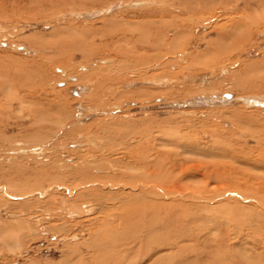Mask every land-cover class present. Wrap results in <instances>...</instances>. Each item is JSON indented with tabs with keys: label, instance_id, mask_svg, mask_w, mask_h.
<instances>
[{
	"label": "rangeland",
	"instance_id": "rangeland-1",
	"mask_svg": "<svg viewBox=\"0 0 264 264\" xmlns=\"http://www.w3.org/2000/svg\"><path fill=\"white\" fill-rule=\"evenodd\" d=\"M141 157L264 181V0H0V264H264V226L130 221Z\"/></svg>",
	"mask_w": 264,
	"mask_h": 264
},
{
	"label": "bare ground",
	"instance_id": "bare-ground-1",
	"mask_svg": "<svg viewBox=\"0 0 264 264\" xmlns=\"http://www.w3.org/2000/svg\"><path fill=\"white\" fill-rule=\"evenodd\" d=\"M144 34H145V31H144ZM182 38H183L182 35H180V37L178 35L176 37V39H175V43H179ZM9 83L12 84V82H9ZM11 84H10V86L6 85L5 87L8 86V88L9 87L11 88ZM1 87L3 89H5L4 86H1ZM12 89H14L13 86H12ZM143 94H145V93L143 92ZM235 115L236 116H240V115H237V114H235ZM178 132H180V131H178ZM136 133L137 132H135V135H138ZM138 137H140V136H137V138ZM171 140H173V139H171ZM142 141H143V139H142ZM179 141H181V139ZM175 142L173 143L171 141L169 143L170 144L171 143L175 144ZM166 143H168V142H166ZM191 144H190V146H191ZM197 145H199V144L197 143ZM219 146H218V148H219ZM130 147H133V146H130ZM212 147L213 146H211V148ZM148 148H150V147H148ZM153 148H156V147H153ZM184 148H186V147H184ZM184 148L182 147L183 150H184ZM192 148L193 147H191L190 151L191 150L194 151ZM209 148L210 147H207V149H209ZM221 148L224 149V147H221ZM230 148H232V145H231ZM130 149H132V148H130ZM135 149H136V147H135ZM215 149L217 150V147ZM223 149L219 148L218 152H220V150L223 151ZM198 150H196V152H198ZM203 150H204V147H203ZM226 150L224 149V152ZM190 151H188V153ZM207 151H211V150L209 149ZM227 151H230V150H227ZM232 151H234V150H232ZM129 152L131 153V151H129ZM203 152H206V151H203ZM166 154H162L161 152L157 153V155L155 156V159H156V157H158L160 155H164L165 156ZM169 154H167V155L169 156ZM193 154H194V152H193ZM206 154H208V153H204L205 157H208V156L211 157L210 155L206 156ZM210 154H212V153H210ZM213 154H215V153H213ZM22 155H25V154L22 153ZM140 155H142V153H140ZM195 155H197V153H195ZM231 155L228 154L226 156L230 157ZM212 156H215V155H212ZM242 156H244V155H242ZM239 157L241 158V156H239ZM243 158H245V157H243ZM146 159H148V158H146ZM153 159H151V160H153ZM234 159L236 160V155H235V157L233 156V159H231V160H234ZM237 160L239 161V158H237ZM159 161H160V159H159ZM159 161H157V162H159ZM163 162L161 163L163 165H160V164H158L157 166L156 165H150V164H152L154 162H152V163L151 162L150 163L147 162L148 163L147 164L146 160H143V158L141 157V158H139L137 160L138 166L136 168H134V167L131 168L132 172L135 171L134 174L131 172V176L133 178V181H132L131 184L127 183L126 185L124 184L125 186L123 185L125 188L126 187L128 188L129 192H125V193H128L129 197L132 200L131 202L127 203L128 204V208L126 210V216H127V218L130 219V221H132V220H136L137 221L138 219H136L135 216H138V217H140V221H142L141 223H143V222H145L147 220V219L145 220L144 218H147V216H149V215H153L157 219L161 215H164V217L162 218L163 220L160 221V222H164L167 219H173V218L175 219L176 216L178 217L180 215L182 210L186 209V211H187V209L191 208L192 210H194V212H196V214H200V216H202L203 218L205 217L207 219V221H209L210 224L211 223L213 225H214V223L216 224L219 219H223V221L226 220V221H228L227 223H229V224L232 223V226H230V227H233L234 230H237L235 232L231 231L230 234L228 235V237L232 238V239H235V237L239 238V236L241 238L242 235H243L244 229H246V227L248 229H250L251 227L255 228V230H253V231H249L248 230L250 232L249 236H251V234L254 236L255 235V231L258 232L257 229H259V231H260V228L262 229V227L264 226V224L261 223V222H263L262 220H264V218H263L264 217V181L263 182L258 181L257 182L258 186L256 187L255 186L256 184L254 182V178H256V177L254 175L252 176V174H248V173H245V172L239 170V168H237L236 165L235 166L233 165L229 170H226V169H223L225 166L223 168H222V166H217L220 163H218L217 165H215V167H213V166H210L207 163L202 165V164H200L202 161H200L199 164L198 163L197 164L193 163L194 165H190V164L186 165L185 164L187 167H185V165L184 166H180L179 165L180 168H181L180 171H179V174H175V171L179 168V166H178V168H176L175 167L176 163L171 162V161H169L168 164H165ZM175 162H176V160H175ZM208 163H210V162H208ZM226 163H229V162H226ZM232 163H234V162H232ZM234 164H236V163H234ZM58 167L60 169L64 168V166L63 167L62 166H58ZM196 175L204 176L205 179L206 178L207 179L208 178L212 179L213 175L214 176L217 175V176H220V177L223 176L224 178H228V180H226L227 183H225L224 185H216V186L214 185L213 186L214 188H212L210 190L206 189V187L209 186L210 182L205 187L202 186L203 187L202 190H197L196 189L197 191L184 188L183 185L181 186L180 182L183 181V179L188 178V177H195ZM94 177H96V176H94ZM216 178L218 179V177H216ZM92 182H96V179L92 180L89 183H92ZM223 182H225V180H223ZM117 183L119 184V182H117ZM211 184H212V182H211ZM214 184H216V183H214ZM100 186H101V189H96L97 192L98 191H102V188H103V190L104 189L105 190L108 189V190H111V191L112 190L113 191L116 190V184L115 185H111L109 183H106V184H101ZM51 187H52V190H53V189H57L60 186H51ZM44 191H46V190H44ZM97 192H96V194H98ZM243 192H245V194H243ZM236 193H241V194L239 195V194H236ZM110 194H112V193L111 192H106L105 194H102V196L103 197L105 195L109 196ZM114 195H115V197L116 196L118 197V196L121 195V192L119 191L117 193H113V196ZM102 196H101V198H102ZM223 197L224 198L227 197L225 202H219V203L215 204L217 201H219V198H223ZM109 198H110V196H109ZM99 199L100 198H98V200ZM127 204H126V206H127ZM126 216H125V218H126ZM198 216H196V217H198ZM130 217H132V218H130ZM120 218H124V215H122ZM143 219H144V221H143ZM191 222H192V224H194L195 221H191ZM121 223L122 222H120L118 224V226L119 225L121 226ZM133 225H135V223ZM142 225H144V224H142ZM233 225H235V226H233ZM246 240H248V239H246ZM157 245H158V243H157ZM147 248L148 247H146V249L145 248L144 249L147 250Z\"/></svg>",
	"mask_w": 264,
	"mask_h": 264
}]
</instances>
